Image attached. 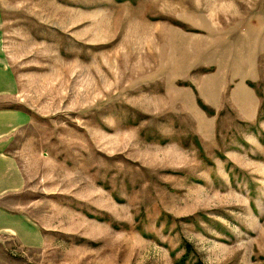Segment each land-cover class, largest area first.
I'll return each mask as SVG.
<instances>
[{
	"label": "rangeland",
	"instance_id": "rangeland-1",
	"mask_svg": "<svg viewBox=\"0 0 264 264\" xmlns=\"http://www.w3.org/2000/svg\"><path fill=\"white\" fill-rule=\"evenodd\" d=\"M0 157V264H261L264 0H0Z\"/></svg>",
	"mask_w": 264,
	"mask_h": 264
},
{
	"label": "crops",
	"instance_id": "crops-1",
	"mask_svg": "<svg viewBox=\"0 0 264 264\" xmlns=\"http://www.w3.org/2000/svg\"><path fill=\"white\" fill-rule=\"evenodd\" d=\"M248 89L245 91L247 92ZM249 96L252 93H247ZM246 104L248 105L249 102ZM260 107V102L257 100V109ZM20 118L26 120L27 115H21ZM22 121V120H21ZM27 121V120H26ZM18 122V121H17ZM20 123V121H19ZM15 124V122H14ZM0 195L8 193L17 189H20L25 183L24 175L17 164L16 160L13 158L5 159L4 163L0 157ZM4 159V158H3ZM12 233L19 236L24 242H29V232L31 233V238L34 239L32 242L40 241L41 231L29 218L24 215H19L11 213L0 206V233Z\"/></svg>",
	"mask_w": 264,
	"mask_h": 264
},
{
	"label": "trees",
	"instance_id": "trees-1",
	"mask_svg": "<svg viewBox=\"0 0 264 264\" xmlns=\"http://www.w3.org/2000/svg\"><path fill=\"white\" fill-rule=\"evenodd\" d=\"M186 249H187V253H186V256L183 257V259L181 260V263L182 264H186L188 258H189V255L191 252H193L192 250V247L189 243L186 244ZM188 264H205L203 261L201 260H197V261H194L192 263H188ZM261 264H264V257L262 258V263Z\"/></svg>",
	"mask_w": 264,
	"mask_h": 264
}]
</instances>
